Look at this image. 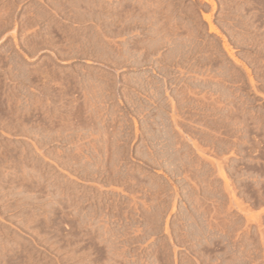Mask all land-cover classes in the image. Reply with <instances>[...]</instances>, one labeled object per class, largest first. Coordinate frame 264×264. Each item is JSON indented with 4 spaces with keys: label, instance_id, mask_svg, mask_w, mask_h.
<instances>
[{
    "label": "rangeland",
    "instance_id": "1",
    "mask_svg": "<svg viewBox=\"0 0 264 264\" xmlns=\"http://www.w3.org/2000/svg\"><path fill=\"white\" fill-rule=\"evenodd\" d=\"M0 264H264V0H0Z\"/></svg>",
    "mask_w": 264,
    "mask_h": 264
}]
</instances>
